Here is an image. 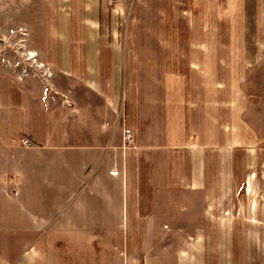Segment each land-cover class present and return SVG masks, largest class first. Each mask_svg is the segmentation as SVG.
Returning a JSON list of instances; mask_svg holds the SVG:
<instances>
[{
    "label": "crops",
    "instance_id": "0c3cea01",
    "mask_svg": "<svg viewBox=\"0 0 264 264\" xmlns=\"http://www.w3.org/2000/svg\"><path fill=\"white\" fill-rule=\"evenodd\" d=\"M248 17L264 0H10L44 73L0 69L9 264H264L263 222L235 213L247 91L220 77L248 64Z\"/></svg>",
    "mask_w": 264,
    "mask_h": 264
},
{
    "label": "rangeland",
    "instance_id": "374dc122",
    "mask_svg": "<svg viewBox=\"0 0 264 264\" xmlns=\"http://www.w3.org/2000/svg\"><path fill=\"white\" fill-rule=\"evenodd\" d=\"M5 8L10 12V0H0V69L6 68L7 71L15 72L16 74L24 73L27 70L39 71L41 68L37 66L36 62L31 61L24 65L23 61L26 59V48L22 44H26L27 36L23 34H13L12 28L18 24L12 25L4 22L3 16ZM252 17L255 15V5L251 9ZM250 13V14H251ZM248 17L246 26L248 33L246 34V44L248 50L246 54L244 50L236 51V58L247 59V66L244 67H220V77L223 81H228L230 87L240 90L243 98V89L246 87V95L248 96L247 109H245L246 118L251 121L250 132V146L236 148V159L238 160L237 171L249 169V178L245 180L239 194L235 196V202L239 207L236 210V218H247L253 221L252 229L259 230V221L264 224V19L256 20ZM216 27H227L226 20H213ZM262 22V24H261ZM183 26L184 25H180ZM221 34L223 32L221 31ZM220 34V41H227V29L225 34ZM243 38V34H241ZM122 41H125V36H121ZM192 35L184 34L183 39H190ZM237 40H238V36ZM22 46V47H21ZM19 48V49H18ZM221 59L231 57V52L225 50L220 51ZM33 56V54H31ZM37 68L39 70H37ZM10 69V70H9ZM42 73L43 68L41 69ZM244 71L245 79H244ZM2 72V71H1ZM236 74L238 77H234ZM222 83L227 84V83ZM221 89L222 97H230L227 95L229 89ZM236 133L239 130L236 129ZM242 143V142H241ZM246 158V164L244 160ZM14 195V194H13ZM16 196V195H14ZM227 201V197H225ZM221 200V203L223 202ZM226 204V203H225ZM10 204L5 203L3 195L0 194V224L9 222ZM245 208V209H244ZM7 213V214H6ZM228 212L222 210L220 217L226 219ZM258 221V222H257ZM264 230V225L262 227ZM18 236L11 234L10 231L5 232L0 228V264H9L12 260L9 258L10 254L18 251L20 243Z\"/></svg>",
    "mask_w": 264,
    "mask_h": 264
},
{
    "label": "built area",
    "instance_id": "2783aa9c",
    "mask_svg": "<svg viewBox=\"0 0 264 264\" xmlns=\"http://www.w3.org/2000/svg\"><path fill=\"white\" fill-rule=\"evenodd\" d=\"M133 139V133H132V130L130 128H125L124 129V140H125V143H130ZM25 143H27L28 145H31V142L26 140ZM111 173L113 175H118L119 171L118 170H113L111 171ZM13 194L14 195H18V191L17 190H14L13 191Z\"/></svg>",
    "mask_w": 264,
    "mask_h": 264
},
{
    "label": "bare ground",
    "instance_id": "6f19581e",
    "mask_svg": "<svg viewBox=\"0 0 264 264\" xmlns=\"http://www.w3.org/2000/svg\"><path fill=\"white\" fill-rule=\"evenodd\" d=\"M32 54H33V56L35 55V53L34 52H31Z\"/></svg>",
    "mask_w": 264,
    "mask_h": 264
}]
</instances>
